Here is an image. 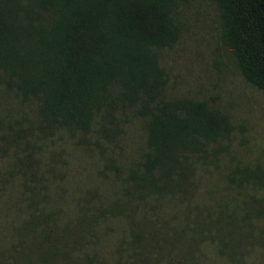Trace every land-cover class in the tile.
<instances>
[{"label":"rangeland","instance_id":"rangeland-1","mask_svg":"<svg viewBox=\"0 0 264 264\" xmlns=\"http://www.w3.org/2000/svg\"><path fill=\"white\" fill-rule=\"evenodd\" d=\"M172 18L177 39L153 48L164 73L159 97L204 101L227 116L230 131L189 156L179 188L136 203L126 192L147 147L139 104L116 98L87 132L46 127L35 103L0 75V264H85L83 255L130 264L119 246L131 220L144 217L155 241L150 264H264V91L223 43L213 0L179 1ZM39 208L56 215L49 223L67 235L53 243L70 260L39 259L51 253L39 223L28 221Z\"/></svg>","mask_w":264,"mask_h":264},{"label":"trees","instance_id":"trees-1","mask_svg":"<svg viewBox=\"0 0 264 264\" xmlns=\"http://www.w3.org/2000/svg\"><path fill=\"white\" fill-rule=\"evenodd\" d=\"M179 1L0 0V75L6 88L35 103L38 124L87 132L103 107L110 114L116 98L139 104L148 116L141 169L128 177L126 196L136 203L179 188L189 156L231 129L227 116L204 101L159 97L164 73L153 48L177 39L172 11ZM213 1L223 43L244 79L264 91V0ZM55 216L43 208L29 213L28 221L39 223L42 244L50 246L49 255L40 254L43 261L58 255L70 260L53 243H66L67 235L49 223ZM148 225L145 217L131 220L129 237L119 246L130 264L151 263L154 237L143 231ZM258 241L264 245V228Z\"/></svg>","mask_w":264,"mask_h":264}]
</instances>
